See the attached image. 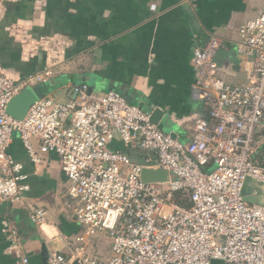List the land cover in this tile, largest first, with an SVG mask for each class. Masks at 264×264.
Returning <instances> with one entry per match:
<instances>
[{
  "label": "built area",
  "instance_id": "1",
  "mask_svg": "<svg viewBox=\"0 0 264 264\" xmlns=\"http://www.w3.org/2000/svg\"><path fill=\"white\" fill-rule=\"evenodd\" d=\"M222 44L213 34L194 49L193 95L208 114L194 118L186 143L119 92L89 93L87 84L73 85L67 102L48 94L14 118L11 100L44 78L16 81L0 61V203L24 204L39 227L47 219L46 208L28 201L27 175L8 153L14 133L36 170L53 154L67 178L66 207L77 231L64 237L67 251H50L48 264H264V4L238 30L244 82L222 76ZM114 141L125 149L111 148ZM131 149L150 155L135 161ZM145 168L167 171V180L144 181ZM247 182L256 203L245 200ZM102 239L111 248L105 260L97 253ZM9 240L18 264H30L16 229Z\"/></svg>",
  "mask_w": 264,
  "mask_h": 264
},
{
  "label": "crops",
  "instance_id": "2",
  "mask_svg": "<svg viewBox=\"0 0 264 264\" xmlns=\"http://www.w3.org/2000/svg\"><path fill=\"white\" fill-rule=\"evenodd\" d=\"M263 4L264 0H0V61L16 81L42 75L43 81L26 88L45 91L49 83L43 96L50 94L61 102L74 98L73 85L93 83L95 93L114 90L141 108L144 103L159 107L168 118V131L161 129L174 131L186 143L194 118L208 114L193 95L194 49L205 46L213 34L220 36L223 44L216 60L222 76L231 84L244 82L247 64L236 51L238 30L258 16ZM111 148L125 149L118 141ZM8 153L27 175L23 181L30 186L28 201L48 213L39 227L24 204L0 203V264H18L17 247L9 240L13 229L30 264H44L43 244L49 254L65 252L64 237L77 231L66 207L67 178L53 154L36 170L17 133ZM129 155L143 162L150 153L131 149ZM58 239L62 243L54 245ZM110 250L109 241L102 239L100 258L107 259Z\"/></svg>",
  "mask_w": 264,
  "mask_h": 264
},
{
  "label": "water",
  "instance_id": "3",
  "mask_svg": "<svg viewBox=\"0 0 264 264\" xmlns=\"http://www.w3.org/2000/svg\"><path fill=\"white\" fill-rule=\"evenodd\" d=\"M84 84V83H83ZM87 84V83H85ZM97 87V84L89 83V93L95 92L94 89ZM50 88L49 83L46 85L45 91H42L38 88L34 89L28 87L17 94L9 103L8 105V112L14 118L22 119L25 114L27 113L30 106L38 100L41 96H43L46 91ZM75 97V95H74ZM142 108L144 111L150 114V121L153 124L162 127L163 125L167 124L168 118L166 117V113L159 107H153L152 105H146L145 103L142 104ZM173 138H177V133L174 131L170 133ZM168 173L163 169H148L145 168L142 171V179L144 181H158L163 182L167 180ZM253 190V186L247 182L243 189V194L245 195V200L250 203H256L257 197L250 195V192ZM43 256V263L48 264V257H49V250L46 244H43L42 250ZM211 264H224L223 260L214 259L212 260Z\"/></svg>",
  "mask_w": 264,
  "mask_h": 264
},
{
  "label": "rangeland",
  "instance_id": "4",
  "mask_svg": "<svg viewBox=\"0 0 264 264\" xmlns=\"http://www.w3.org/2000/svg\"><path fill=\"white\" fill-rule=\"evenodd\" d=\"M85 82H86V81H85ZM160 128L164 129L165 131H168V130H167V129H168V128H167V125H163V126L160 127ZM167 133H168V132H167ZM61 243H62V242H61L60 239L54 241V245H57V246H59Z\"/></svg>",
  "mask_w": 264,
  "mask_h": 264
},
{
  "label": "trees",
  "instance_id": "5",
  "mask_svg": "<svg viewBox=\"0 0 264 264\" xmlns=\"http://www.w3.org/2000/svg\"><path fill=\"white\" fill-rule=\"evenodd\" d=\"M178 202L181 203V204H187V201L181 200L180 197H179Z\"/></svg>",
  "mask_w": 264,
  "mask_h": 264
}]
</instances>
